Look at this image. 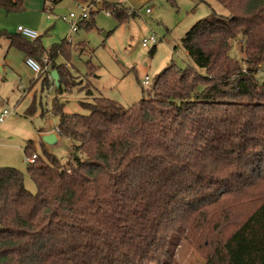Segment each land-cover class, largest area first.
I'll list each match as a JSON object with an SVG mask.
<instances>
[{"label":"trees","instance_id":"1","mask_svg":"<svg viewBox=\"0 0 264 264\" xmlns=\"http://www.w3.org/2000/svg\"><path fill=\"white\" fill-rule=\"evenodd\" d=\"M215 1L228 16L212 13L181 39L194 67L165 70L146 99L124 111L94 98L80 103L86 115L54 107L70 154L62 165L27 147L35 194L20 171L0 169V264H176L182 241L206 250L203 264H264V0ZM104 7L119 24L135 13ZM9 40L25 59L54 60L65 45L69 58L67 42L46 52L38 39ZM237 41L242 65L229 56ZM52 68L59 91L67 69Z\"/></svg>","mask_w":264,"mask_h":264},{"label":"rangeland","instance_id":"2","mask_svg":"<svg viewBox=\"0 0 264 264\" xmlns=\"http://www.w3.org/2000/svg\"><path fill=\"white\" fill-rule=\"evenodd\" d=\"M26 2L24 0L23 8L16 12L6 13L0 9V113L3 110L11 113L0 125V169L20 171L24 188L31 194L36 193V187L26 171L28 146L29 153L34 151L42 156L45 150L62 165L69 158L71 144L55 133L58 129V117L53 113L55 106H61L65 114L86 115L87 111L81 108L80 103L91 104L94 98L102 97L117 103L124 111L128 110L153 94V84L165 70L184 71L194 67L181 45V39L198 21L212 13L228 16L215 0L204 3L196 0L190 8H186L189 6L182 1L180 17L169 4L156 6L154 2L147 7L149 12L139 11L138 16L119 24L109 11L99 10L101 2L96 0L93 6L82 3V6L89 7L85 22H90L91 27L77 26L76 32L72 33L69 22H53L46 18L49 15L68 17L72 13L76 22L81 14L78 3L58 0L48 12L42 11V0L40 8H37L35 0ZM18 26L37 33L46 52L63 42L69 43V58L64 53L66 45L56 51L55 60L50 61L44 55L40 62L37 61L42 73L34 75L25 66L22 52L16 48L7 49V39L17 35ZM150 37L156 40L154 48L153 45L143 47V40ZM239 43L232 42L229 56L234 63L242 65ZM54 61L62 65L56 66ZM53 65L68 71L65 73L69 83H62L59 91L50 78ZM146 77L148 84L144 85L142 82ZM256 78L264 79V64L258 68ZM31 82H35L32 90ZM84 86L88 87L91 95L86 94ZM29 90L32 92L27 96ZM50 130L57 139L55 143L46 144L38 132ZM205 252V249L197 250L193 244L182 241L176 250L175 262L203 264Z\"/></svg>","mask_w":264,"mask_h":264},{"label":"built area","instance_id":"3","mask_svg":"<svg viewBox=\"0 0 264 264\" xmlns=\"http://www.w3.org/2000/svg\"><path fill=\"white\" fill-rule=\"evenodd\" d=\"M78 3V2H76ZM83 4L82 3H78V8L81 12L80 16L78 17V20L76 22L73 21V19L75 18V16L70 13L68 17L64 16L62 18H59L58 16H53L51 17L50 15L47 16V20L48 21H53V22H56V21H63V22H69L71 24V32H76L77 30V26H78V23L81 22V21H84L88 18V8L89 7H85V6H82ZM146 12H149L148 10H146ZM17 35H19L20 37H22L23 39L25 40H29V41H33V40H37L39 38V35L37 33H35L34 31L30 30V29H27V28H24V27H21V26H18L17 27ZM156 43V40L154 37H150L149 40H143L142 42V46L143 47H147L148 45H153ZM24 63H25V66L34 74V75H40L42 73V67L40 66V64L33 58H26L24 60ZM144 85H147L148 84V78L146 77L143 82H142ZM11 113L7 110H3L1 113H0V125L3 124L5 122V120L7 119V117L10 115ZM55 133L57 136H60L61 135V132L59 129H55ZM67 141L69 139H66ZM36 159V155H32L31 157H27L26 158V161L28 164H32L34 163V160Z\"/></svg>","mask_w":264,"mask_h":264},{"label":"crops","instance_id":"4","mask_svg":"<svg viewBox=\"0 0 264 264\" xmlns=\"http://www.w3.org/2000/svg\"><path fill=\"white\" fill-rule=\"evenodd\" d=\"M28 1L29 0H27V2H26V0H25L26 3H28ZM99 1L101 2V4H98L99 10L100 9L104 10L103 8H105L104 7L105 3L118 4V5L122 6L125 10H127V12L128 11H135L134 16H132V17L138 16L139 15V11L148 10L147 7L153 5L154 2H155L156 6H158V4H161V5L169 4L170 7L175 8V10H176V12L178 14V17H180V12H181V7L180 6L182 4V1L184 2L183 3L184 5L189 6V7H186V8H190L193 5V3L195 4V2H196V0H99ZM35 2H36L37 8H40L41 7V0H35ZM74 3H76V2H74ZM42 4H43L42 11H44V0H42ZM130 18H128L125 22H127ZM7 40H8V43H9L7 49L14 48L13 46L10 45L9 38ZM23 56H24V54H23ZM59 57H62V56L59 55ZM24 58H25V56H24ZM56 58L57 57H55L54 60ZM54 64H55V61H54ZM55 65L59 66V65H62V64H59V65L55 64ZM0 70H1V68H0ZM31 83H32V86H31L30 90L33 89L35 82L34 83L31 82ZM30 90L26 93L27 96L30 95V92H32ZM52 132L53 131L50 130V131H47V132L39 131L38 133L42 134L43 136H46V135H49V134H53ZM56 139H57V136H56Z\"/></svg>","mask_w":264,"mask_h":264},{"label":"water","instance_id":"5","mask_svg":"<svg viewBox=\"0 0 264 264\" xmlns=\"http://www.w3.org/2000/svg\"><path fill=\"white\" fill-rule=\"evenodd\" d=\"M50 78H51L55 88H58L59 87V82H58L59 77H58L56 70L51 71ZM43 141L46 144L55 143L56 142V136L54 134H49V135L43 136Z\"/></svg>","mask_w":264,"mask_h":264}]
</instances>
